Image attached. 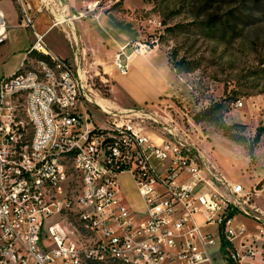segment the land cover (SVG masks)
I'll use <instances>...</instances> for the list:
<instances>
[{"label":"built area","instance_id":"built-area-1","mask_svg":"<svg viewBox=\"0 0 264 264\" xmlns=\"http://www.w3.org/2000/svg\"><path fill=\"white\" fill-rule=\"evenodd\" d=\"M12 1L33 40L18 70L0 80V264H241L254 257L256 238L237 216L262 222L263 212L190 133L145 110L107 111L101 125L85 126L88 93L72 37L103 0L80 7L77 0ZM40 15L48 31L66 36L74 61L51 53L36 29ZM7 32L0 9V41ZM155 47L131 42L115 56L116 71L126 75L130 56ZM145 118L163 132L152 136L133 123ZM121 174L130 176L142 211L124 197Z\"/></svg>","mask_w":264,"mask_h":264},{"label":"rangeland","instance_id":"rangeland-1","mask_svg":"<svg viewBox=\"0 0 264 264\" xmlns=\"http://www.w3.org/2000/svg\"><path fill=\"white\" fill-rule=\"evenodd\" d=\"M92 1L102 0H77L78 7ZM102 7V11L113 10L132 17L144 40L154 42L167 54L177 73L178 91L174 97L156 104L106 106L105 101L112 100L111 82L105 81L102 70L92 67V53H88L80 70L87 82L89 100L87 111H81L89 118L85 126L101 125L108 119L105 108L114 113L145 110L161 125L190 133L192 141L197 142L220 173L241 184L249 192L251 202L263 212L262 222L243 213L238 214L237 222L245 227L246 235L256 238L257 254L241 264H264V133L256 141L264 128V0H103ZM0 9L10 37L0 41L1 80L18 70L33 36L19 25L12 0H0ZM36 29L41 33L48 31L46 15L37 18ZM57 32H48L45 41L57 55L68 57L67 44ZM179 62L196 69L178 70ZM113 101L117 104V100ZM215 103L223 104L219 114L224 124L240 125L233 132L239 142L230 140L211 121L194 122L195 114ZM20 119L26 120L23 114ZM133 123H139L152 136L163 132L161 126L147 118ZM119 182L130 205L142 211L130 176L121 174ZM197 219L201 222V217Z\"/></svg>","mask_w":264,"mask_h":264},{"label":"crops","instance_id":"crops-1","mask_svg":"<svg viewBox=\"0 0 264 264\" xmlns=\"http://www.w3.org/2000/svg\"><path fill=\"white\" fill-rule=\"evenodd\" d=\"M126 7L130 9L128 5ZM46 31L38 32L45 35V38L48 32H53ZM76 32V36L72 38L78 43L79 68L81 69L88 59V53H92V67L95 65L102 70L105 81L111 82L112 100H109V103L105 101L107 106H117L120 103L140 107L156 104L177 95V73L171 66L167 54L159 47H155L146 56H130L126 75L116 71L114 60L117 53L131 42L144 40L140 27L129 15L113 10L100 11L88 20L76 23ZM57 35L67 44L70 54L68 57L61 58L74 61V49L70 42L63 33L58 31ZM8 38L10 37L7 36ZM29 46L25 49L19 66ZM48 48L52 54L60 57L49 46ZM85 85L87 86V82ZM113 99L117 100V104Z\"/></svg>","mask_w":264,"mask_h":264},{"label":"trees","instance_id":"trees-1","mask_svg":"<svg viewBox=\"0 0 264 264\" xmlns=\"http://www.w3.org/2000/svg\"><path fill=\"white\" fill-rule=\"evenodd\" d=\"M178 70L185 71V72H192L196 68L190 67V65H185L184 62H179ZM223 110V104L222 103H215L210 105L209 107L205 108L204 110L198 112L193 116V120L195 123L199 124L204 121H211L213 124L223 132L225 136H228L230 140L234 142H239L238 138L233 134V132L240 128L239 124H234L231 126H228L224 124L222 119V114L220 115ZM264 133V128H262L256 138V141L259 139V137ZM262 183V182H261Z\"/></svg>","mask_w":264,"mask_h":264},{"label":"bare ground","instance_id":"bare-ground-1","mask_svg":"<svg viewBox=\"0 0 264 264\" xmlns=\"http://www.w3.org/2000/svg\"><path fill=\"white\" fill-rule=\"evenodd\" d=\"M80 70H81V69L79 68V74H80V77H81L82 80H84V78H83L84 76L81 75V73H80L81 71H80ZM94 102H95V101H94ZM106 106H107V105H106ZM104 110H105V112H107V111H109V108H105ZM122 112H124V110H123Z\"/></svg>","mask_w":264,"mask_h":264}]
</instances>
